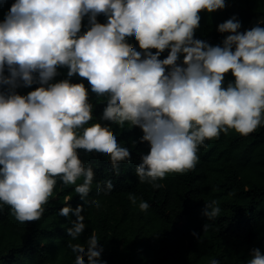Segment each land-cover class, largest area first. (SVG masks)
<instances>
[{
  "label": "clouds",
  "instance_id": "9594fccd",
  "mask_svg": "<svg viewBox=\"0 0 264 264\" xmlns=\"http://www.w3.org/2000/svg\"><path fill=\"white\" fill-rule=\"evenodd\" d=\"M226 6V0H15L0 22V209L7 206L21 224L39 221L58 182L74 185L83 204L73 208L67 196L57 215L68 219L66 235L77 241L86 231V205L101 207L88 199L96 173L79 152L109 157L116 176L132 158L112 125L141 130L139 143L149 151L135 176L154 190L168 175L194 170L206 140L264 127V26L241 31L233 15L217 26L227 34L221 44L195 38L200 13ZM59 69L67 78L56 81ZM73 78L86 80L90 92ZM90 93L105 102L99 120L107 123L86 126L94 120ZM114 189L110 179L95 185L97 197ZM128 199L142 213L151 207L134 193ZM220 213L213 200L202 214L213 222ZM67 247L74 264H106L95 230L84 244ZM246 264H264L259 248Z\"/></svg>",
  "mask_w": 264,
  "mask_h": 264
},
{
  "label": "trees",
  "instance_id": "16d2710c",
  "mask_svg": "<svg viewBox=\"0 0 264 264\" xmlns=\"http://www.w3.org/2000/svg\"><path fill=\"white\" fill-rule=\"evenodd\" d=\"M14 2L0 0V22ZM226 4L223 11L200 13L195 38L214 46L221 44L227 34H219L217 26L233 15L242 22L241 31L256 23L264 26V0H226ZM98 22L104 23L105 18L98 17ZM83 23L86 25L87 20ZM129 42L137 43L134 38ZM167 54L165 51L161 59ZM58 71L61 74L56 81L67 78V69ZM231 79L228 74L225 85ZM71 82L84 83L90 92L86 80L73 78ZM35 87L18 89V93L26 95ZM90 103L94 106V120L86 126L107 123L99 120L105 107L103 99L98 102L90 93ZM111 130L118 142L123 141L122 146L131 150L132 158L120 164V175L116 176L109 157L79 152L96 173L88 199L101 202L99 209L86 205L82 213L87 226L83 236L71 241L66 235L68 219L57 215L66 206L65 197H72L69 203L73 208L83 202L74 185L62 188L58 182L39 221L21 224L7 206L0 209V264H74L75 256L67 244H84L93 230L104 247L102 259L106 264H208L209 258L220 264H246L251 249L259 248L264 254V127L246 137L232 131L206 140L205 146L199 148L195 169L168 175L161 182L164 187L158 190L140 184L135 176L141 154L149 151L146 143H139L141 130H130L128 124L124 128L112 125ZM108 179L115 185L114 191L97 197L96 182ZM130 192L151 205L146 213L130 204ZM213 200L218 202L221 213L209 222L202 213L205 204ZM206 223L211 227L204 232Z\"/></svg>",
  "mask_w": 264,
  "mask_h": 264
}]
</instances>
